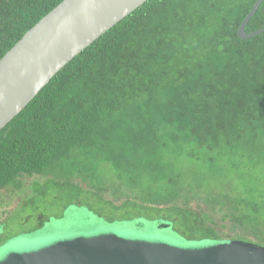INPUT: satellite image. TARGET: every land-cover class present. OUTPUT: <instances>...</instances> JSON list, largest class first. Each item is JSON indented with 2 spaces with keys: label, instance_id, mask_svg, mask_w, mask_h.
Wrapping results in <instances>:
<instances>
[{
  "label": "trees",
  "instance_id": "16d2710c",
  "mask_svg": "<svg viewBox=\"0 0 264 264\" xmlns=\"http://www.w3.org/2000/svg\"><path fill=\"white\" fill-rule=\"evenodd\" d=\"M64 1L0 0V61ZM258 1L146 2L0 132V192L61 172L85 180L108 165L117 183L98 189L114 194L99 217L162 220L196 243L264 246V33H238ZM262 29L264 2L246 32ZM185 154L206 170L188 183L173 170ZM199 193L206 210L191 204ZM76 204L90 203L67 207ZM230 226L242 234L225 238Z\"/></svg>",
  "mask_w": 264,
  "mask_h": 264
},
{
  "label": "water",
  "instance_id": "95a60500",
  "mask_svg": "<svg viewBox=\"0 0 264 264\" xmlns=\"http://www.w3.org/2000/svg\"><path fill=\"white\" fill-rule=\"evenodd\" d=\"M149 0H65L0 61V132L84 50ZM259 0L239 29L247 33ZM0 264H264V247L241 240L176 247L116 234L77 237L30 253H12Z\"/></svg>",
  "mask_w": 264,
  "mask_h": 264
},
{
  "label": "rangeland",
  "instance_id": "374dc122",
  "mask_svg": "<svg viewBox=\"0 0 264 264\" xmlns=\"http://www.w3.org/2000/svg\"><path fill=\"white\" fill-rule=\"evenodd\" d=\"M172 160L174 172L183 174L184 183H188L189 174L200 172L205 175L206 173L205 167L189 162L186 154L182 159L172 158ZM108 167L106 165L99 168V165H96L84 174L85 180L74 174L75 172L73 174L61 172L23 180L21 191L10 189L0 192V259L12 253L40 251L60 241L110 233L130 240L167 243L176 247L218 244L188 241L174 231L169 223L162 220L148 222L138 219L114 223L106 217L101 218L96 215L95 209H102L103 199L107 201L114 199L113 192L104 194L98 192L102 186L110 188L117 183L114 172H109ZM226 169L227 175L229 168ZM77 178H82L84 195L74 185ZM206 188L210 187L206 186ZM130 196L133 198L134 194ZM141 196L146 197L148 193H143ZM77 198L84 202L89 201L90 204L67 207L68 202ZM122 200L124 199L117 203H121ZM191 204L195 209L198 206L205 210L208 208L201 193L196 198H192ZM109 214L112 215L111 212ZM213 217L221 224L220 214H215ZM223 233L225 238L242 234L231 226Z\"/></svg>",
  "mask_w": 264,
  "mask_h": 264
},
{
  "label": "flooded vegetation",
  "instance_id": "af4514ba",
  "mask_svg": "<svg viewBox=\"0 0 264 264\" xmlns=\"http://www.w3.org/2000/svg\"><path fill=\"white\" fill-rule=\"evenodd\" d=\"M6 260V257H2L1 259H0V263H2V262H4Z\"/></svg>",
  "mask_w": 264,
  "mask_h": 264
},
{
  "label": "bare ground",
  "instance_id": "6f19581e",
  "mask_svg": "<svg viewBox=\"0 0 264 264\" xmlns=\"http://www.w3.org/2000/svg\"><path fill=\"white\" fill-rule=\"evenodd\" d=\"M235 240H237V239H235ZM230 241H233V240H230ZM241 241H243V240H241ZM247 242H249V241H247Z\"/></svg>",
  "mask_w": 264,
  "mask_h": 264
}]
</instances>
